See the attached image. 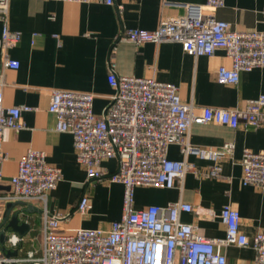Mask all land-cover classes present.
I'll list each match as a JSON object with an SVG mask.
<instances>
[{"label": "crops", "instance_id": "1", "mask_svg": "<svg viewBox=\"0 0 264 264\" xmlns=\"http://www.w3.org/2000/svg\"><path fill=\"white\" fill-rule=\"evenodd\" d=\"M91 0L88 3L54 0H9L7 26L20 32L17 46L8 50V56L19 63L17 69L3 71V104L5 107L26 106L22 112L24 127L4 131L1 151L4 188L16 175L18 162L28 150L43 152L46 162L58 168L61 180L41 204H13L5 216L4 227L16 216L27 226L21 235L23 247L31 248V239L42 242L43 213L64 216L61 226L67 233L77 229L108 230L122 212L123 186L102 181H89L85 169L76 160L70 133L54 130L55 117L47 109L52 90L91 93L92 109L100 115L110 101L114 90L107 82L110 61L119 76L150 78L174 85L180 100L192 104L195 111L201 107L225 109L243 108L247 101L264 95V67L240 72L235 85L220 84L216 80L219 66H230L223 50L211 56L193 57L183 52L178 43H144L136 45L119 37L128 29L155 30L162 20L187 14V6H202L206 0ZM120 6V9H118ZM264 0H223L214 11L217 20L229 24L234 31H264ZM2 22L0 21V35ZM0 68L2 58L0 50ZM188 140L194 146L218 147L225 142L234 146L231 158L220 162L221 176L195 178L186 174L171 189L140 186L134 189V209L147 206H165L182 202L192 207L181 212L180 220L193 224L206 238H222L225 227L219 212L229 205L240 216V230L248 238L264 232V189L243 186L241 156L244 149L264 150V127L238 126L231 129L215 124H192ZM167 156L182 160L179 147L171 145ZM187 161L200 172L210 165L194 156ZM100 169L116 171L113 159L103 160ZM0 191H9L2 189ZM89 200L86 214L76 210L82 196ZM201 213L197 217L196 213ZM212 213V217L208 214ZM20 235L17 232H14ZM38 245V246H39ZM227 264H253L251 247L227 246L224 250Z\"/></svg>", "mask_w": 264, "mask_h": 264}, {"label": "built area", "instance_id": "2", "mask_svg": "<svg viewBox=\"0 0 264 264\" xmlns=\"http://www.w3.org/2000/svg\"><path fill=\"white\" fill-rule=\"evenodd\" d=\"M88 3L91 0H54ZM9 0H0V185L4 179L1 151L4 131L24 127L22 112L26 106L5 107L3 104V71L17 69L19 63L8 56V50L17 46L20 32L11 30L6 23ZM113 4V0H106ZM223 0H206L202 6H187V14L162 20L155 30L128 29L123 37L136 45L173 42L193 57L211 56L223 50L230 66H219L216 80L220 84L235 85L240 72L264 67V31H234L229 24L217 20L214 11ZM120 9V6H118ZM264 15V9H263ZM107 82L113 96L100 115L92 109L91 93L52 90L47 111L54 115V130L70 133L76 160L89 181L106 179L123 186L120 218L108 230L77 229L67 233L61 226L64 216L43 213L42 242L31 239V248L23 245L25 238L4 227L7 206L29 203L45 207L48 193L61 180L58 168L46 162L43 152L28 150L18 162L17 173L8 181L9 191H0V264H227L224 249L227 246L246 247L254 251L253 264H264V232L248 238L240 230L237 210L225 205L219 212L225 227L222 238H206L195 225L180 220L181 212L192 207L182 202L165 206H147L134 209V189L152 186L171 189L186 174L195 178L218 179L220 162L231 158L234 146H194L188 140L192 124H215L231 129L264 127V95L246 102L243 108L225 109L201 107L183 103L177 88L169 83L150 78L119 76L110 61ZM171 145L179 147L182 160L167 156ZM189 156L210 163L206 172H200L187 161ZM116 161V171L100 169L103 160ZM243 186L264 189V150L244 149L241 156ZM89 200L82 196L76 210L86 214ZM197 217L201 213L197 212ZM212 217V213L208 214ZM15 237V242H13ZM39 245V246H38ZM13 249L14 257L4 250Z\"/></svg>", "mask_w": 264, "mask_h": 264}, {"label": "rangeland", "instance_id": "3", "mask_svg": "<svg viewBox=\"0 0 264 264\" xmlns=\"http://www.w3.org/2000/svg\"><path fill=\"white\" fill-rule=\"evenodd\" d=\"M13 221V219L12 220H10V222L12 223L11 224V226L15 229V228H17L18 230H23V225L21 224V223H16V222H12ZM9 222V223H10ZM6 227L8 226V224H6L5 225ZM2 243H3V234H1V236H0V246H2ZM5 251V253L8 255V256H10V257H14V256H16L17 255V252L15 251V250H13V249H6V250H4Z\"/></svg>", "mask_w": 264, "mask_h": 264}, {"label": "water", "instance_id": "4", "mask_svg": "<svg viewBox=\"0 0 264 264\" xmlns=\"http://www.w3.org/2000/svg\"><path fill=\"white\" fill-rule=\"evenodd\" d=\"M2 189H6V190H8L9 188H4L3 186H1L0 185V190H2ZM10 206L11 205H8L7 206V211H8V209L10 208ZM12 222H18V220H17V218H16V216L15 217H13V221ZM11 222L8 224V226L11 228V230H13L14 232H17V233H19L20 235H22L25 231H26V229H27V226L26 225H24V224H22L23 225V230H18L17 228H13L12 226H11ZM1 236V235H0Z\"/></svg>", "mask_w": 264, "mask_h": 264}, {"label": "clouds", "instance_id": "5", "mask_svg": "<svg viewBox=\"0 0 264 264\" xmlns=\"http://www.w3.org/2000/svg\"><path fill=\"white\" fill-rule=\"evenodd\" d=\"M15 239H16V238H15V237H13V242H15Z\"/></svg>", "mask_w": 264, "mask_h": 264}]
</instances>
